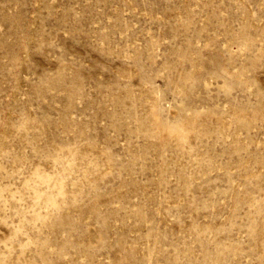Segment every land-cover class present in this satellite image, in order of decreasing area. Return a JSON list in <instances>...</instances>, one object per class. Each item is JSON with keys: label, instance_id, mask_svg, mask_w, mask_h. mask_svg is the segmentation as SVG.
<instances>
[{"label": "rangeland", "instance_id": "1", "mask_svg": "<svg viewBox=\"0 0 264 264\" xmlns=\"http://www.w3.org/2000/svg\"><path fill=\"white\" fill-rule=\"evenodd\" d=\"M0 264H264V0H0Z\"/></svg>", "mask_w": 264, "mask_h": 264}]
</instances>
